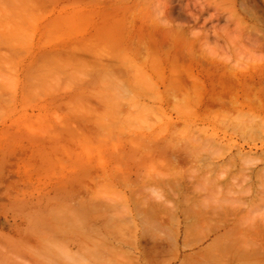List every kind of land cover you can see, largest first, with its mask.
<instances>
[{"label":"rangeland","instance_id":"374dc122","mask_svg":"<svg viewBox=\"0 0 264 264\" xmlns=\"http://www.w3.org/2000/svg\"><path fill=\"white\" fill-rule=\"evenodd\" d=\"M263 188L264 0H0V264H264Z\"/></svg>","mask_w":264,"mask_h":264},{"label":"bare ground","instance_id":"6f19581e","mask_svg":"<svg viewBox=\"0 0 264 264\" xmlns=\"http://www.w3.org/2000/svg\"><path fill=\"white\" fill-rule=\"evenodd\" d=\"M135 2H136V1H135ZM101 4H102V3H101ZM104 5H105V4H104ZM115 6H116V4H115ZM127 9H128V8H127ZM39 10H40V9H39ZM105 11H107V10H105ZM125 11L128 12V10H125ZM125 11H124V12H125ZM132 11H133V10H132ZM134 11H135V10H134ZM121 12H123V11L121 10ZM121 12H120V13H121ZM124 12H123V13H124ZM126 12H125V13H126ZM34 13H35V12H34ZM134 13H135V12H134ZM35 15H36V14H35ZM117 15H118V14H117ZM117 15H116V16H117ZM123 15H125V14H123ZM116 16H115V17H116ZM126 16H127V14H126ZM126 16L124 17L125 19L128 18V17H126ZM119 17H120V15H119ZM120 19H121V21H122V14H121V18H119V20H120ZM125 19H124V20H125ZM115 20H116V23H118V26H119V25L121 24V22H119V21L117 20V18H116ZM124 20L122 21V23L124 22ZM113 21H114V20H113ZM126 22H127V20H126ZM124 23H125V22H124ZM127 23H129V22H127ZM127 23H125V24H127ZM125 24H124V25H125ZM121 25H122V24H121ZM118 26H117V27H118ZM114 27H115V25H114ZM119 27H122V26H119ZM125 27H126V26H125ZM112 28H113V27H112ZM117 29H118V28H117ZM154 29H155V27H154ZM113 30H115V28H114ZM151 30H153V29H151ZM115 31L118 32L119 30H118V31L115 30ZM115 31H114V32H115ZM122 31H123V30H122ZM122 31H121V32H122ZM156 31H159V30L157 29ZM129 32H130V31H129ZM148 32H149V31H148ZM154 33H155V31H154ZM128 34H129V33H128ZM130 34H131V32H130ZM143 34H144V32H143ZM146 34H147V33H146ZM146 34H145V35H146ZM105 35H106V34L104 33V36H105ZM120 36L122 37V35L119 34V38H121ZM126 36H127V35H126ZM137 36H138V35H137ZM148 36H150V35H148ZM162 36H163V35H162ZM114 37H116V36H113V38H111V39L114 40ZM135 37H136V36H135ZM145 37H146V36H145ZM106 38L108 39L107 35H106ZM125 38H126V37H125ZM125 38H123V41L125 40ZM146 38H147V37H146ZM161 38H162V37H161ZM161 38H160V39H161ZM107 39H106V40H107ZM111 39H110V40H111ZM127 39H128V38H127ZM131 39H132V38H131ZM152 39H153V38H152ZM155 39H157V38H155ZM3 40H4V39H3ZM102 40H103V38H102ZM106 40H103V41H106ZM108 40H109V39H108ZM120 40H121V39H120ZM134 40H135V39H134ZM149 40L151 41V39H149ZM153 40H154V39H153ZM5 41H6V40H5ZM123 41H122V42H123ZM131 41H132V40H131ZM135 41H136V40H135ZM158 41H159V40H158ZM109 42H111V41H109ZM117 42H119V39H118ZM117 42H115V43H117ZM120 42H121V41H120ZM137 42H138V41H137ZM144 42H145V41H144ZM153 42H154V41H153ZM159 42H160V41H159ZM3 43H5V42H3ZM113 43H114V42H113ZM113 43H112V44H113ZM135 43H136V42H135ZM148 43H149V42H148ZM161 43H163V42L161 41ZM109 44H111V43H109ZM112 44H111V46H112ZM127 44H129V43H127ZM155 44H156V43H155ZM114 45H115V44H114ZM134 45H135V44H134ZM137 45H138V46H135V47H138V48H139V44H137ZM141 45H142V44H141ZM144 45H146V44H144ZM152 45H153V44H152V42H151V46H152ZM115 46L118 47V44H116ZM115 46H114V48H116ZM119 46H120V45H119ZM153 46H154V45H153ZM156 46H157V45H156ZM172 46H173V45H172ZM132 47H133V45H132ZM135 47H134V48H135ZM105 48H106V47H105ZM108 48H109V47H108ZM128 48H129V47H128ZM143 48H144V47H143ZM145 48H147V47H145ZM162 48H163V47H162ZM179 48H180V47H178V49H179ZM184 48H185V47H184ZM112 49H113V47H112ZM116 49H119V48H116ZM130 49H131V48H130ZM130 49H129V50H130ZM135 49L137 50V48H135ZM140 49H141V48H140ZM149 49H150V48H149ZM152 49H153V48H152ZM172 49H173V48H172ZM124 50H126V49L124 48ZM129 50H128V51H129ZM132 50H133V49H132ZM132 50H130V51H131L132 53H134V51H132ZM136 50H135V52H136ZM150 50H151V49H150ZM139 51H141V50H139ZM148 51H149V50H148ZM152 51H153V50H152ZM162 51H163V50H162ZM146 52H147V51H146ZM157 52H158V51H157ZM160 52H161V50H160ZM152 53H153V52H152ZM154 53H155V52H154ZM154 53H153V54H154ZM182 53H183V52H182ZM135 54H136V53H135ZM140 54H142V53L139 52V55H140ZM150 54H151V52H150ZM133 55H134V54H133ZM155 55H156V53H155ZM155 55H154V56H155ZM103 56H104V55H103ZM157 56H158V55H157ZM106 57H107V56H106ZM109 57H111V56H108V58H109ZM140 57H142V55H141ZM155 57H156V56H155ZM101 58H102V57H101ZM114 58H115V57H114ZM126 58H128V57H126ZM126 58H125V59H126ZM157 58H159V57H157ZM167 58H168V57H167ZM182 58H183V56H182ZM125 59H124V61H125ZM130 60H131V58H130ZM113 61H114V60H113ZM127 61L130 62L129 64H132V62L129 61V60H127V59H126L125 63H128ZM132 61H134V60H132ZM147 62H148V61H147ZM160 62H161V61H160ZM145 63H146V62H145ZM112 64H113V63H112ZM133 64H134V63H133ZM133 64H132V66H133ZM132 66H131V67H132ZM112 67H113V66H112ZM171 67H172V66H171ZM108 68H109V66H108ZM108 68H107V69H108ZM115 68H116V67H115ZM136 68H137V67H136ZM136 68H135V69H136ZM99 69H100V68H99ZM111 69H113V68H111ZM135 69H134V70H135ZM108 70H109V69H108ZM108 70H106V71H108ZM114 70H115V69H114ZM114 70H113V73H114ZM140 70H141V69H140ZM142 71H143V69H142ZM109 72L111 73V71H109ZM109 72H108V73H109ZM176 72H177V71H176ZM118 73H119V72H118ZM118 73H117V74H118ZM141 73H142V72H141ZM141 73H139V74H141ZM106 75H107V74H106ZM180 75H181V74H180ZM110 76H112V73H111ZM104 77H106V76H104ZM112 77H114V75H113ZM144 77H145V75H144ZM146 77H148V75H147ZM116 78H117V77H116ZM142 78H143V77H142ZM148 78H149V77H148ZM142 81H143V80H142ZM137 82H138V81H137ZM143 82H144V81H143ZM187 82H188V81H187ZM134 84H135V83H134ZM119 85H120V83H119ZM130 85H131V84H130ZM140 86H141V85H140ZM170 86H171V84H170ZM172 87H173V86H172ZM172 87H167V88H171V89H172ZM179 87H180V86H179ZM174 88H175V87H173V90H174ZM120 89H121V88H120ZM122 89L124 90V88H122ZM176 89H177V88H176ZM178 90H179V89H178ZM179 91H180V90H179ZM173 92H174V91H173ZM177 92H178V91H177ZM127 93H128V92H127ZM128 95H129V94H128ZM132 96H133V95H132ZM129 99H131V98H129ZM132 101H133V100H132ZM129 103H132V102H129ZM138 104H139V103H138ZM138 106H139V105H138ZM93 108H94V107H93ZM145 111H146V110H145ZM145 111H144V112H145ZM142 112H143V111H142ZM104 114H105V113H104ZM104 114H103L102 116H105V117H102V118H104V119H105L104 122H106V121H107V120H106V119H107L106 117H107L108 115H106V114L104 115ZM135 115H136V114H135ZM138 119H139V118H138ZM147 119H148V118H147ZM100 121H101V120H100ZM102 121H103V119H102ZM86 123H87V122H86ZM142 123H143V122H142ZM104 124H105V123H104ZM246 125H248V123H246ZM87 126H88V125H87ZM103 126L105 127V126H108V125L105 124V125H103ZM103 126H102V128H103ZM89 127H90V126H89ZM108 127H109V126H108ZM239 127H240V126H239ZM245 127H246V126H245ZM242 128H243V127H242ZM248 128H249V127H248ZM248 128L246 127V129H248ZM250 128H251V126H250ZM110 129H111V127H110ZM253 129H255V128H253ZM103 130H104V129H103ZM110 132H111V131H110ZM246 132H247V130H246ZM246 132H243V133H246ZM243 133H242V134H243ZM83 134H84V133H83ZM242 134H241V135H242ZM85 135H86V134H85ZM74 136H75V135H74ZM76 137H77V136H76ZM83 137H84V136H83ZM214 140H215V139H214ZM208 142H210V141H208ZM212 142H213V140H212ZM212 142H211V144H212ZM172 143H173V142H172ZM214 143H215V142H214ZM170 144H171V143H170ZM145 145H146V144H145ZM164 145H166V144H164ZM174 145H175V144H174ZM167 146H168V142H167ZM170 146H172V145H170ZM61 147H62V146H61ZM150 147H151V146H150ZM163 147H165V146H163ZM197 147H198V146H197ZM200 147H201V146H200ZM209 147H210V146H209ZM174 148H175V146H174ZM211 148H212V147H211ZM149 149H150V148H149ZM155 149H156V147H155ZM170 149H171V148H170ZM175 149H176V148H175ZM198 149H199V148H198ZM141 150H142V149H141ZM144 150H145V149H144ZM168 150H169V149H168ZM142 151H143V150H142ZM164 151H165V150H164ZM164 151H163V152H164ZM198 151H199V150H197V152H198ZM167 152H168V151H167ZM167 152H166V153H167ZM195 152H196V151H195ZM197 152H196V153H197ZM214 152H215V151H214ZM144 153H145V152H144ZM146 153H149V152H146ZM155 153H156V152H155ZM166 153H164V155H165ZM172 153H173V152H172ZM199 154H200V152L198 153V156H199ZM154 155H155V154H154ZM196 156H197V155H196ZM149 157H152V156H151V153L149 154ZM154 157H155V156H154ZM199 157H200V156H199ZM247 157H248V156H247ZM146 158H147V157L145 156V158H143V161H144V159H146ZM244 158H245V157H244ZM153 159H154V158H153ZM240 160H241V159H240ZM205 161H206V160H205ZM244 162H246V160H245ZM248 162H249V161H248ZM143 163H144V162H143ZM164 163H165V162H164ZM167 163H168V161H167ZM170 164H171V163H170ZM230 164H232V163H230ZM163 165H164V164H163ZM245 165H246V164H245ZM249 165H250V164H249ZM252 165H253V164H252ZM165 166H166V165H165ZM165 166H164V167H165ZM166 167H167V166H166ZM246 167H247V166H246ZM249 167H250V166H249ZM247 168H248V167H247ZM244 169H245V168H244ZM212 170H213V169H212ZM246 170H247V169H246ZM261 174H262V173H261ZM244 179H245V178H244ZM172 180H173V179H172ZM174 181H175V180H174ZM177 181H179V180H177ZM239 181H240V180H239ZM233 182H234V181H233ZM240 182H241V181H240ZM242 182L244 183V181H242ZM242 182H241V183H242ZM172 183H173V182H172ZM177 183H178V182H177ZM236 183H238V182H236ZM170 184H171V183H170ZM171 185H172V184H171ZM177 187H178V186H177ZM263 189H264V188H263ZM241 190H242V189H241ZM243 190H244V189H243ZM243 190H242V191H243ZM247 190H248V189H247ZM220 192H221V191H220ZM261 192H262V191H261ZM205 207H206V206H205ZM220 208H221V207H220ZM222 208H223V207H222ZM223 209H224V208H223ZM223 209H222V210H223ZM171 212H172V211H171ZM187 214H188V211H187ZM200 214H202V212H201ZM226 214H227V213H226ZM202 216H203V215H202ZM205 216H208V215H205ZM223 217H225V216H223ZM202 218H203V217H202ZM204 218H205V217H204ZM227 221H229V220H227ZM207 222H208V221H207ZM205 223H206V222H205ZM207 224H208V223H207ZM209 225H210V224H209ZM226 225H227V224H226ZM226 225H225V226H226ZM229 225H230V224H229ZM207 226H208V225H207ZM223 226H224V225H223ZM223 226H222L221 228H223ZM227 226H228V225H227ZM236 227H238V226H236ZM221 228H220V229H221ZM234 228H235V226H234ZM261 229H262V228H261ZM217 230H219V229H217ZM230 230H231V228H230ZM238 230H241V229H238ZM252 230H253V229H252ZM234 231H235V230H233V232H234ZM236 231H237V228H236ZM247 231L249 232V231H251V230H247ZM256 231H257V230H256ZM256 231H255V232H256ZM261 231H262V230H261ZM231 232H232V231H231ZM233 232H232V233H233ZM248 232H246V236H247V233H248ZM235 233H236V232H235ZM237 233H238V232H237ZM239 233H241V231H239ZM239 233H238V234H239ZM249 233H250V232H249ZM257 233H258V232H257ZM227 234H228V233H227ZM233 234H234V233H233ZM252 234H254V233H252ZM263 234H264V233H263ZM225 235H226V234H225ZM228 235H229V234H228ZM226 236H227V235H226ZM261 236H262V234L260 235V237H261ZM234 237H235V236H234ZM236 237L238 238L237 234H236ZM247 237H250V236H247ZM247 237H246V238H247ZM219 238H220V236H219ZM221 238H222V237H221ZM231 238H232V237H231ZM255 238H256V236H255ZM257 238H259V237H257ZM262 238H264V237L262 236ZM229 239H230V238H229ZM247 239H248V238H247ZM85 240H87V239H85ZM245 240H246V239H244V241H245ZM222 241H223V240H222ZM230 241H231V240H230ZM224 242H225V240H224ZM262 242H263V241H262ZM252 243H253V242H252ZM217 244H218V243H217ZM219 244H220V243H219ZM228 244H231V246L233 245L232 242H231V243H228ZM228 244H227V245H228ZM245 244H246V243H245ZM247 244H249V241H247ZM254 244H255V243H254ZM257 244L259 245V243H257ZM220 245H223V244H220ZM227 245H226V242H225V246H224V247H226V248L229 249L230 247L227 246ZM236 245H237V243H236ZM236 245H234V248H236L237 250H236V249L233 250V249H232L233 246L231 247V249H232L233 251L229 249L230 252H231V255H229V256H231V257H229L230 260H231V258H233V257L235 258V257H236V256H233V255H235V253H236L235 251H238L239 249L241 250L240 252L243 251V250L241 249V247H240V246L242 245V242H240V243L238 244V245H240V246L235 247ZM263 245H264V244H263ZM259 246L262 247V245H259ZM259 246H257L256 248H255V247L253 248V246H252V248L250 249V246L247 245V247H248L250 250L253 249V251H254L255 249H257V252L255 251V252H256V253H255L256 255H257L258 251H260L259 248H261V247H259ZM213 247H214V246H213ZM217 247H218V246H217ZM238 247H240V248L238 249ZM242 247H243V249L245 248V250H246V248H247V247H245V246H243V245H242ZM220 248H221V247H220ZM262 248H263V247H262ZM262 248H261V251H262V250L264 251V249H262ZM223 249H224V248H223ZM226 250H227V249H226ZM226 250H225V251H226ZM250 250H249V253L247 252L249 255H250ZM247 251H248V250H247ZM253 251H251V252H252L251 255L254 254ZM223 252H224V250H223ZM232 252H234V254H233ZM240 252L238 251L237 254H239ZM244 252H245V251H244ZM226 253H229V252L226 251ZM261 253H262V252H261ZM261 253H258V254L260 255ZM262 254H263V255H260V256H261V257H264V252H263ZM244 255H245V254L243 253V255H242L243 258H244ZM232 256H233V257H232ZM237 256H238V255H237ZM240 256H241V255L239 254V258L237 257V258H238V261H239V259H240V261L243 262V260H244L246 257L242 260V259H241L242 257L240 258ZM245 256H247V258L249 259L248 255H245ZM257 256H258V255H257ZM252 257H255V255H254V256H251V259H253ZM225 258H226V257H225ZM237 258H235V259L237 260ZM247 258H246V260H248ZM259 258H260V257L258 256V258H256V259H257L256 261H258ZM263 259H264V258H263ZM225 260H226V259H225ZM249 260H250V259H249ZM261 260H262V259H260V261H261ZM226 261H227V260H226ZM232 261H233V260H232ZM240 261H239V262H240ZM253 261H254V259H253ZM260 261H259V262H260ZM247 262H250V261H247ZM247 262L245 263V261H244L243 263H244V264H248ZM84 263H85V262H84ZM225 263H226V262H225ZM230 263H231V262H230ZM251 263H252V262H251ZM263 263H264V260H263ZM227 264H228V262H227ZM241 264H242V263H241ZM249 264H250V263H249ZM253 264H254V262H253ZM255 264H257V263H255ZM261 264H262V263H261Z\"/></svg>","mask_w":264,"mask_h":264}]
</instances>
